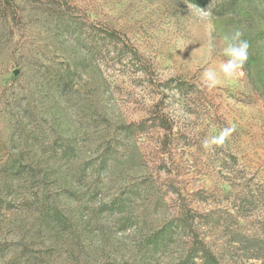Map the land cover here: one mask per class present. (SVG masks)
Wrapping results in <instances>:
<instances>
[{
	"label": "rangeland",
	"instance_id": "374dc122",
	"mask_svg": "<svg viewBox=\"0 0 264 264\" xmlns=\"http://www.w3.org/2000/svg\"><path fill=\"white\" fill-rule=\"evenodd\" d=\"M0 264H264V0H0Z\"/></svg>",
	"mask_w": 264,
	"mask_h": 264
},
{
	"label": "clouds",
	"instance_id": "9594fccd",
	"mask_svg": "<svg viewBox=\"0 0 264 264\" xmlns=\"http://www.w3.org/2000/svg\"><path fill=\"white\" fill-rule=\"evenodd\" d=\"M242 35L240 30H235L230 36L224 38L226 47L223 52L228 59L221 64L220 71H222L225 76L231 77L236 74L248 58L249 42L243 39ZM203 79L206 86L209 88L214 87L219 82L216 78V73L212 70L205 71L203 73ZM231 131L232 129H224L219 136L212 137L210 141L205 140L204 146L208 147L209 144H222Z\"/></svg>",
	"mask_w": 264,
	"mask_h": 264
},
{
	"label": "trees",
	"instance_id": "16d2710c",
	"mask_svg": "<svg viewBox=\"0 0 264 264\" xmlns=\"http://www.w3.org/2000/svg\"><path fill=\"white\" fill-rule=\"evenodd\" d=\"M211 258H212V256H210ZM213 259V258H212ZM212 261H214V259L212 260ZM215 262V261H214Z\"/></svg>",
	"mask_w": 264,
	"mask_h": 264
}]
</instances>
